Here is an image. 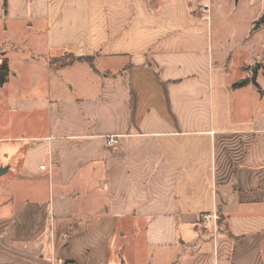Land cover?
Returning <instances> with one entry per match:
<instances>
[{
    "label": "crops",
    "instance_id": "crops-1",
    "mask_svg": "<svg viewBox=\"0 0 264 264\" xmlns=\"http://www.w3.org/2000/svg\"><path fill=\"white\" fill-rule=\"evenodd\" d=\"M3 1L0 264H131L137 235L143 264H264V63L257 86L228 79L211 0ZM23 36L46 95L11 88ZM62 54L96 68L57 78Z\"/></svg>",
    "mask_w": 264,
    "mask_h": 264
},
{
    "label": "rangeland",
    "instance_id": "rangeland-1",
    "mask_svg": "<svg viewBox=\"0 0 264 264\" xmlns=\"http://www.w3.org/2000/svg\"><path fill=\"white\" fill-rule=\"evenodd\" d=\"M208 2L210 3V0ZM247 3V0H242L234 6L231 0H211L209 7V15H211L213 22L212 37L215 44H217V48H228L229 51H233L228 64L227 75L229 80H235L237 77V80L246 77L252 79L257 72V65L255 66L252 61L264 63V24L261 25L263 27L261 28L256 17L258 16L257 9L262 6V3L260 2V7L258 8L247 7ZM252 21H255L254 25H258V29L250 32ZM25 39L26 36H23L22 41L19 42V47H24L25 49L12 50L8 53L12 58L13 69L20 72V76H22L19 81L13 82L11 88H14V90L18 89L21 94L32 93L38 95L42 93L46 95V89L50 87L49 78L46 76L47 68H45L48 58L42 54L43 50L40 49V42H38V48L33 45L31 46L32 49L30 47L26 49L27 43H24ZM240 43L241 45H239ZM31 56L38 58L39 61H31L30 59L31 62L24 65V61H27V58ZM73 58H76L73 54L59 55L52 59L50 66L55 69L54 72L65 66L63 70L57 72V78L74 81L76 84V82L85 80L87 75L82 71L83 69L87 70L89 66L85 62L73 60ZM37 62L40 64L37 65ZM77 62L83 64H77ZM242 63H245L243 69L239 68ZM95 64L94 58V69L96 68ZM29 69H34L35 72H29ZM262 69L264 70L263 67ZM263 75L264 72L262 70L257 73V76ZM259 80L264 84L262 77ZM33 83H37L35 89ZM12 89L10 91H13ZM25 115L23 114L22 116ZM34 122L37 123L36 118H34ZM141 243L139 235L135 236L131 242L127 241L128 253L124 250L122 257L124 258L125 255V259H128L131 264H143L141 262L145 261V258H142L141 255L142 252L146 253V251L141 248ZM137 253L140 255L137 258L133 257Z\"/></svg>",
    "mask_w": 264,
    "mask_h": 264
},
{
    "label": "trees",
    "instance_id": "trees-1",
    "mask_svg": "<svg viewBox=\"0 0 264 264\" xmlns=\"http://www.w3.org/2000/svg\"><path fill=\"white\" fill-rule=\"evenodd\" d=\"M5 0L3 1L2 4V8L5 9ZM259 23H264V13L260 16V18L258 19ZM76 57V56H75ZM73 60H77V61H83L86 64H88L92 69H94V56L91 55H87V56H78L75 59L73 58ZM8 72H7V64L4 62L3 64L0 65V85H2L5 81H6V76H7ZM254 83V85L257 86V83L255 82L254 78L251 79ZM248 82V80L243 79L240 80V82H238L236 85H234L235 87L237 86H242L245 85Z\"/></svg>",
    "mask_w": 264,
    "mask_h": 264
},
{
    "label": "built area",
    "instance_id": "built-area-1",
    "mask_svg": "<svg viewBox=\"0 0 264 264\" xmlns=\"http://www.w3.org/2000/svg\"><path fill=\"white\" fill-rule=\"evenodd\" d=\"M105 144H107L108 146H114L117 144V138L109 136L107 137ZM217 219L218 216L215 213L202 215V220L205 222H211V220L216 221Z\"/></svg>",
    "mask_w": 264,
    "mask_h": 264
}]
</instances>
